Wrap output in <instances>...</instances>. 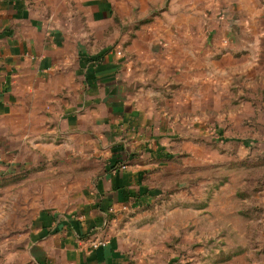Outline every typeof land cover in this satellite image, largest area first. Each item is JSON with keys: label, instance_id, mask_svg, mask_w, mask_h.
<instances>
[{"label": "crops", "instance_id": "0c3cea01", "mask_svg": "<svg viewBox=\"0 0 264 264\" xmlns=\"http://www.w3.org/2000/svg\"><path fill=\"white\" fill-rule=\"evenodd\" d=\"M200 123L253 125L251 138H264V0H0V175L26 142L57 131L75 156L110 145L106 173L74 214H42L10 238L0 224V264H184L124 247L116 222L122 205L159 198L158 167L184 153L179 139L200 137ZM227 134L226 146L247 143ZM210 198L194 201H230ZM203 210L193 209L199 238L216 228L200 221L228 219ZM222 234L204 248L228 249L232 231ZM95 239L107 245L85 243ZM237 263L250 264H219Z\"/></svg>", "mask_w": 264, "mask_h": 264}, {"label": "rangeland", "instance_id": "374dc122", "mask_svg": "<svg viewBox=\"0 0 264 264\" xmlns=\"http://www.w3.org/2000/svg\"><path fill=\"white\" fill-rule=\"evenodd\" d=\"M116 46L114 43L106 49L112 51ZM120 56L127 58L123 52ZM199 128V138L179 139L177 146L183 154L166 159L163 168L158 167L163 169L159 198L137 209L128 205L120 210L115 236L129 250L166 253L168 259L174 256L184 264H219L233 259L252 264L253 259L264 258V247L255 250L259 248L256 235L264 237V138H251L253 125L200 123ZM229 130L243 136L238 139L247 143L226 146L223 139ZM64 138L57 131L55 136L41 140L39 146L26 142L29 148L24 147L22 162L17 167L9 165L0 175V212L6 216L0 224L6 223L3 229H7L8 238L20 232L27 234L42 214H74L72 210L83 205L106 173L108 161L104 157L110 145L99 147L100 156L92 148L87 151L92 155L79 157L72 154L77 150L67 147ZM214 195L230 201H194ZM196 206L228 218L200 221L206 227L211 223L216 226L214 236L199 238L192 233L198 223L193 220ZM175 211L183 220L176 221ZM240 226L248 230L247 235L240 236ZM224 229L232 231L227 237L228 249L220 246L219 250L207 251L204 247L215 240L224 242Z\"/></svg>", "mask_w": 264, "mask_h": 264}, {"label": "built area", "instance_id": "2783aa9c", "mask_svg": "<svg viewBox=\"0 0 264 264\" xmlns=\"http://www.w3.org/2000/svg\"><path fill=\"white\" fill-rule=\"evenodd\" d=\"M118 53L120 55L122 54L121 51H119ZM126 167H127V165L124 164V165H121L120 168L125 169ZM126 207H128V205H122L121 206V209L122 208H126ZM113 209H114V207L111 210H113ZM85 243H87L90 247H92L94 249H97V248H99L101 246H106L107 245V241H105L103 239H99V240L98 239H95V240H86Z\"/></svg>", "mask_w": 264, "mask_h": 264}]
</instances>
